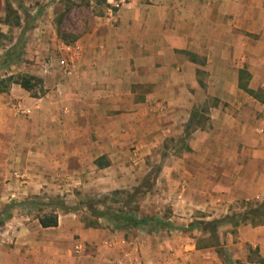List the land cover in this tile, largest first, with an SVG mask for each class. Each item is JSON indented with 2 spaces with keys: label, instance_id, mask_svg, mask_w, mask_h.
Returning a JSON list of instances; mask_svg holds the SVG:
<instances>
[{
  "label": "crops",
  "instance_id": "crops-1",
  "mask_svg": "<svg viewBox=\"0 0 264 264\" xmlns=\"http://www.w3.org/2000/svg\"><path fill=\"white\" fill-rule=\"evenodd\" d=\"M94 7L97 12L86 21V29L68 45L56 37L54 20L34 18L22 32L32 64L0 68V79L31 76L44 90L32 98L11 84L0 93V199L39 192L46 193L42 200L75 197L73 188L83 184L78 175L84 164L89 169L96 168L92 164H138V155L182 133L179 123L190 121L187 107L193 105L196 89L240 92L238 83L250 90L264 84L261 76L256 80L258 73L264 74V0H102ZM65 57L70 59L66 74L58 66ZM46 61L50 65L44 68ZM240 72L245 80L239 79ZM222 96L216 95L224 103ZM30 101L36 105L30 107ZM227 101L237 103L234 97ZM16 102L29 107L31 116L16 115ZM235 123L240 127L226 130L230 139L226 135L222 142L226 160L229 153L258 156L261 142L252 139L242 120ZM197 133L184 150L185 157L192 153L190 164H203L194 154L203 150L207 136ZM238 161L234 173H226L236 198L263 200L264 164L251 157L247 167L243 159ZM17 170L26 178L23 186L12 178ZM66 216L50 228H41L36 220L16 225L9 219L6 239L0 241V264L176 263L181 247L176 241H160L143 231L126 237L130 229L110 234L108 229L72 224ZM33 222L48 237L45 241H36ZM240 228V236L220 242L223 249L245 264L250 244L264 257L260 227Z\"/></svg>",
  "mask_w": 264,
  "mask_h": 264
},
{
  "label": "rangeland",
  "instance_id": "rangeland-1",
  "mask_svg": "<svg viewBox=\"0 0 264 264\" xmlns=\"http://www.w3.org/2000/svg\"><path fill=\"white\" fill-rule=\"evenodd\" d=\"M12 1L0 0V52L12 46V43L18 39L16 51L19 53V59L16 65L25 67L32 64V61L27 58L30 51L27 50L29 42L22 32L24 28L31 27L34 18L44 17L49 22L54 20L56 37L68 45L76 34L86 29V21L92 16L91 14L94 11L97 12L95 7L93 10L91 9L92 4L95 3L97 6L102 2V0H17L21 4L22 11L12 7L16 10L19 21H14L13 17H10L7 21L3 20L5 3L12 4ZM22 21L26 24L23 25ZM42 59L38 60L36 66L40 67ZM52 63L54 64V62ZM0 73L3 74L1 71ZM261 74L256 75V80H260L259 77L261 76L263 80L260 81L263 82L264 74H262L263 76ZM245 79L246 77L243 76L242 80ZM36 80L33 89L28 92V95L32 98L41 97L44 91L41 81L37 78ZM237 90V88L234 91L230 89L221 91L207 88L196 89L193 95L194 103L192 106L187 107L191 115V118L189 116L191 121L179 123V126L183 124L182 133L174 134L173 139L171 137L164 139L161 144L159 143L152 148V152L138 155L140 160L138 164H92L96 168L91 169L84 164L81 175H78L83 179V184L73 188L75 197L67 200H60L56 197L42 200L46 193L39 192L37 195L31 196L19 193L17 197H3V199H0V210L4 205L10 202L14 203L15 207L10 211L13 217L10 219V216L9 219L16 225L17 223L22 224L23 221L27 223L33 220L37 221L39 216L53 213L57 215V221L62 216L67 215L66 218L72 224L78 222L84 228L108 229L110 234L113 229L115 231L124 230L113 228L114 224L104 219L94 218L88 207L91 210L100 211L125 210L139 217H154L179 229L169 230L170 233H158L164 230L167 231L170 228L152 231L144 228H131L125 236H134L137 232L143 231L144 234L149 236L156 234V236H159L160 241L178 242L181 247L177 249L175 264H205L204 262L208 264H225L223 259L216 253V247L194 248V246L202 247V244L207 245L209 236L207 233L201 234L196 227L190 228L189 224L209 222L220 219L225 215L237 219L245 215L246 218L242 221L239 220L235 227H231L230 224H223L216 229L218 241L221 237L218 244L224 257L230 264H245L232 259L220 242L231 240L230 236H240L238 228L246 225L260 227L259 230L264 232V221L258 222V218L253 217V210L263 200L251 198L245 201L240 200L238 197L237 199L234 182L226 176V173H234L236 158L239 160L238 163L243 159L245 164H242V166L246 167L248 166L246 160L250 157L256 160L255 163L261 162V164H264V139L260 137L264 135V105L249 97L246 93ZM251 90L262 92L264 84L262 87ZM219 93L224 95L222 96L226 100L224 103L216 97ZM233 97L238 104L231 106L227 98ZM35 105L36 103L29 102L30 107ZM31 113L32 111L27 117L31 116ZM16 115L23 117L19 114ZM237 118L242 120V125H247L251 129L252 139L261 142L257 145L256 155L258 156L254 155L255 157H252L251 153H243L238 156L237 154L240 153H229L227 156L229 161H227L223 152L225 144L222 142L226 141L225 136L228 134L226 130L240 127L235 123ZM220 119L223 121L218 123ZM259 131H262L263 134H260ZM194 132L203 133L207 136V142L205 147L203 146V150H199L194 154V158L203 164H190L193 159H190L191 152H187L189 153L188 157H185L186 151L184 150L188 145H193L196 136L192 135ZM227 139H230L228 135ZM249 148L256 149L255 147ZM176 160H182L184 164H174L173 162H176ZM14 174L17 177H14ZM12 178L15 180L16 186L26 180L19 170L13 172ZM59 204H63L67 208H73L74 211L65 213L59 209ZM9 219L4 222L5 227L0 228V241L4 242V239H6V233L4 232L9 227ZM33 228L36 241H45L47 236L40 234L41 230L36 228L34 222ZM244 236L246 234H243L242 237ZM191 245L193 246L191 247ZM166 248L170 252V246L166 245ZM192 248L198 250V253L192 251ZM245 248L248 251L246 261H249V264H264V257L257 254L256 247L253 248L250 244ZM84 251L86 253L87 249ZM194 253L197 254L195 257H193Z\"/></svg>",
  "mask_w": 264,
  "mask_h": 264
},
{
  "label": "trees",
  "instance_id": "trees-1",
  "mask_svg": "<svg viewBox=\"0 0 264 264\" xmlns=\"http://www.w3.org/2000/svg\"><path fill=\"white\" fill-rule=\"evenodd\" d=\"M16 8V10L22 11L21 4L17 0H13L12 4L5 3L4 7V18L6 21L9 20L10 17H13L14 21L18 22L19 18L17 16V12L13 7ZM23 13V12H22ZM2 20V21H3ZM73 41V40H72ZM18 47V39L15 41V43L8 49L4 50L2 54L0 55V68H9V65L16 64L19 59V53L16 51ZM245 75V72L239 73V79ZM37 82V80L34 77L26 76V75H9L4 78L0 79V93L5 92L11 84L18 85L22 90L24 91H31L34 87V82ZM238 88L242 90L244 93H246L248 96L255 99L258 103L264 105V90L262 92H255L250 89H247L245 85H241V83H238ZM191 121V119H190ZM101 167V166H98ZM15 207V204L10 202L3 206V208L0 210V226L4 224L6 220L10 218V211ZM59 209L67 212H73V208H67L63 204H59ZM90 213L92 216L96 219H104L112 224H114L115 229H121V230H127L131 228H144L148 231L156 230V229H164V228H170V229H179L176 226H173L172 224H168L167 222H161V220L154 218V217H139L136 214L132 212H128L125 210L120 211H113V210H91L89 207ZM253 217L258 218V222L264 221V198L261 204L258 205V207L253 210ZM246 218L245 215H242L240 219L237 218H230V216H223L220 219L211 220L209 222H195L193 224H189V227H196L199 229L201 234L207 233L209 238H207V245L202 244V247L196 246V249L200 248H207V247H216V253L223 259L225 264H230V262L224 257V254L222 253V249L219 246V241L216 235V229L223 225V224H230L231 227H235L239 220H243ZM240 221V222H241ZM37 223L41 228H50L55 227L57 224V215L56 214H50V215H44L39 216L37 218ZM200 225V226H197ZM211 241V243H210ZM197 245V244H196ZM213 245V246H212Z\"/></svg>",
  "mask_w": 264,
  "mask_h": 264
},
{
  "label": "built area",
  "instance_id": "built-area-1",
  "mask_svg": "<svg viewBox=\"0 0 264 264\" xmlns=\"http://www.w3.org/2000/svg\"><path fill=\"white\" fill-rule=\"evenodd\" d=\"M48 65H50V63L46 61L44 63V68H46V66ZM58 66L61 68L62 73H65V74L68 73L69 67H70L69 57H65L62 60H60L58 62ZM13 110L15 111L16 114H19L23 117H27L28 115H30V111H31L29 108H26L25 106H23L20 102L14 103ZM14 177H17V175L14 174Z\"/></svg>",
  "mask_w": 264,
  "mask_h": 264
}]
</instances>
